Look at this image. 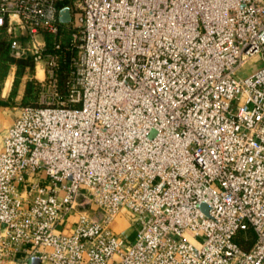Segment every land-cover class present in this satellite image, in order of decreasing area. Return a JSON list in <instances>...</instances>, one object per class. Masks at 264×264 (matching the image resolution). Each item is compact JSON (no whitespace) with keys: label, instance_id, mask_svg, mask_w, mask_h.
Segmentation results:
<instances>
[{"label":"built area","instance_id":"2783aa9c","mask_svg":"<svg viewBox=\"0 0 264 264\" xmlns=\"http://www.w3.org/2000/svg\"><path fill=\"white\" fill-rule=\"evenodd\" d=\"M2 34L40 91L0 133V264H264V0H0Z\"/></svg>","mask_w":264,"mask_h":264},{"label":"trees","instance_id":"16d2710c","mask_svg":"<svg viewBox=\"0 0 264 264\" xmlns=\"http://www.w3.org/2000/svg\"><path fill=\"white\" fill-rule=\"evenodd\" d=\"M69 58L70 55L67 54L62 62L61 69L59 72V78L61 84H64L69 75ZM16 67V78L14 81V88L9 95L7 100L1 98V92L4 85V82L7 76L10 73L11 67ZM35 75V62L32 58H24V59H15L10 52L9 48V38L7 35H0V107H11L14 106V100L18 95V87L21 82L26 78L27 80L24 82V94L21 102V106H38V94L40 91V86L35 80H31ZM251 237V241L255 240L254 234L252 232L249 233ZM244 244L240 239L238 241ZM252 243V244H253ZM248 250L249 247H244Z\"/></svg>","mask_w":264,"mask_h":264},{"label":"crops","instance_id":"0c3cea01","mask_svg":"<svg viewBox=\"0 0 264 264\" xmlns=\"http://www.w3.org/2000/svg\"><path fill=\"white\" fill-rule=\"evenodd\" d=\"M15 74H16V67L12 66L9 75L7 76V78L4 82L2 92H1V98L4 100H7L9 97L8 91L10 90V87L13 84ZM24 87H25V85H24ZM10 110H12V106L11 107H0V133L2 131H4L5 129H7L12 123V121H11V123L8 124V120L5 119L8 112H10ZM113 228L115 229L116 232L121 234L127 240H128V236L130 234H132V232L134 231L133 230L134 228L132 226L130 219H128L127 217H125L123 215H121L117 218V220L115 221V223L113 225Z\"/></svg>","mask_w":264,"mask_h":264},{"label":"rangeland","instance_id":"374dc122","mask_svg":"<svg viewBox=\"0 0 264 264\" xmlns=\"http://www.w3.org/2000/svg\"><path fill=\"white\" fill-rule=\"evenodd\" d=\"M262 67V59H261V56H255L254 58H252L241 70V75L243 76H247V75H250L251 73L255 72L256 70L260 69ZM35 76V75H34ZM15 78H16V74L14 76V81H15ZM27 79L25 78L21 84L19 85L18 87V95L17 97L15 98L14 100V106H12V110H10V112H8L7 116L5 119L8 120V124L11 123V121H13L16 113L18 112L17 109H20L22 106L20 105L21 102H22V98H23V92H24V82L26 81ZM14 81H13V84L11 85L10 87V90L8 91L9 92V95L10 93L12 92V89L14 88ZM8 95V96H9ZM9 98V97H8ZM14 108V109H13ZM133 229V228H132ZM134 230V231H133ZM132 231V234H130L128 236V241L131 242V241H134L135 239V236H136V232H135V229H133ZM252 243L253 241H249L247 243L244 244V247H249L248 249L251 248L252 246ZM34 264V263H33ZM36 264V263H35Z\"/></svg>","mask_w":264,"mask_h":264},{"label":"water","instance_id":"95a60500","mask_svg":"<svg viewBox=\"0 0 264 264\" xmlns=\"http://www.w3.org/2000/svg\"><path fill=\"white\" fill-rule=\"evenodd\" d=\"M70 19H71L70 11H69V9H66V10L63 12V17H62L61 21H62L63 23H67V22L70 21Z\"/></svg>","mask_w":264,"mask_h":264},{"label":"bare ground","instance_id":"6f19581e","mask_svg":"<svg viewBox=\"0 0 264 264\" xmlns=\"http://www.w3.org/2000/svg\"><path fill=\"white\" fill-rule=\"evenodd\" d=\"M43 76L42 72L40 71L39 72V77L41 78Z\"/></svg>","mask_w":264,"mask_h":264}]
</instances>
